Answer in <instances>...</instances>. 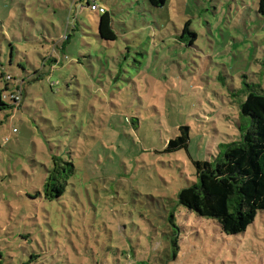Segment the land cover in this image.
<instances>
[{
  "label": "rangeland",
  "instance_id": "1",
  "mask_svg": "<svg viewBox=\"0 0 264 264\" xmlns=\"http://www.w3.org/2000/svg\"><path fill=\"white\" fill-rule=\"evenodd\" d=\"M259 2L98 0L117 35L104 41L88 0H0V264H264V211L227 235L179 200L194 162L251 124ZM184 126L189 147L167 152ZM60 159L76 173L50 200Z\"/></svg>",
  "mask_w": 264,
  "mask_h": 264
},
{
  "label": "trees",
  "instance_id": "2",
  "mask_svg": "<svg viewBox=\"0 0 264 264\" xmlns=\"http://www.w3.org/2000/svg\"><path fill=\"white\" fill-rule=\"evenodd\" d=\"M89 6L92 1L88 0ZM154 8H163L169 0H148ZM258 13L264 15V0L259 2ZM113 18L106 10L99 22V37L104 41H116ZM184 33L196 38L189 22ZM12 80L11 76L7 77ZM10 87L6 86V91ZM13 98L24 100V89L18 86ZM21 102V103H22ZM0 92V107H4ZM243 118H250L249 126H241V142L223 146L212 161H195L199 181L184 188L179 194L180 204L199 217L218 221L227 235L245 233L259 212L264 211V91L250 92L241 105ZM183 134L170 141L167 152L188 148L190 127L184 126ZM76 173L72 162L58 160L45 185L50 200L61 198L68 181ZM178 241H175L177 247Z\"/></svg>",
  "mask_w": 264,
  "mask_h": 264
},
{
  "label": "built area",
  "instance_id": "3",
  "mask_svg": "<svg viewBox=\"0 0 264 264\" xmlns=\"http://www.w3.org/2000/svg\"><path fill=\"white\" fill-rule=\"evenodd\" d=\"M90 8L92 9V11L99 12L100 14H105L106 13V9L104 7H102L97 1H92ZM13 98H15L17 100H20L19 96H14L13 95Z\"/></svg>",
  "mask_w": 264,
  "mask_h": 264
},
{
  "label": "crops",
  "instance_id": "4",
  "mask_svg": "<svg viewBox=\"0 0 264 264\" xmlns=\"http://www.w3.org/2000/svg\"><path fill=\"white\" fill-rule=\"evenodd\" d=\"M103 7V6H102Z\"/></svg>",
  "mask_w": 264,
  "mask_h": 264
}]
</instances>
